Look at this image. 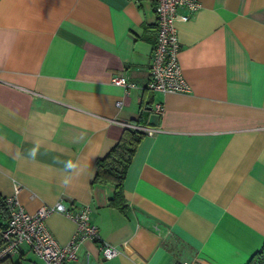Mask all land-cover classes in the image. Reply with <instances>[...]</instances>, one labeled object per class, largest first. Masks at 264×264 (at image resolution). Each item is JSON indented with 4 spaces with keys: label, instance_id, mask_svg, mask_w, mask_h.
Masks as SVG:
<instances>
[{
    "label": "crops",
    "instance_id": "1",
    "mask_svg": "<svg viewBox=\"0 0 264 264\" xmlns=\"http://www.w3.org/2000/svg\"><path fill=\"white\" fill-rule=\"evenodd\" d=\"M196 1L176 22L189 90L163 93L146 88L155 0H0V193L19 185L29 212L90 206L120 249L108 260L87 240L70 264H246L264 244V0ZM125 122L157 131L121 210L112 185L91 182ZM46 225L61 243L76 231L58 212ZM29 252L40 263L27 245L12 259Z\"/></svg>",
    "mask_w": 264,
    "mask_h": 264
},
{
    "label": "built area",
    "instance_id": "2",
    "mask_svg": "<svg viewBox=\"0 0 264 264\" xmlns=\"http://www.w3.org/2000/svg\"><path fill=\"white\" fill-rule=\"evenodd\" d=\"M157 17V38L151 56L150 78L146 88L150 91L185 93L189 86L183 76L180 65L181 44L179 41L176 22L179 18L178 10L187 8L197 11L200 4L196 0H155ZM181 19L187 20L188 16ZM112 83L124 87L128 93L136 88V83L129 81L125 75L112 78ZM118 107L122 102L118 101ZM155 112L162 114L164 106L155 105ZM124 126L143 130L147 135L156 133V129L148 126H137L129 122ZM20 186H15V193L6 197L9 209L7 227L3 231L4 244L0 248V264L4 260L17 256L22 247L27 245L39 259L37 264H70L77 260L79 247L87 240L100 242L99 248L105 259H113L119 255L120 249L101 239L99 228L91 221L90 206L68 208L62 203V198L54 205H42L35 212L27 211L21 204L18 194ZM54 212L62 213L76 224V231L67 243H61L55 238L46 225L48 216ZM172 264H189L176 261Z\"/></svg>",
    "mask_w": 264,
    "mask_h": 264
},
{
    "label": "trees",
    "instance_id": "3",
    "mask_svg": "<svg viewBox=\"0 0 264 264\" xmlns=\"http://www.w3.org/2000/svg\"><path fill=\"white\" fill-rule=\"evenodd\" d=\"M129 123L141 126L140 123ZM145 136L146 133L143 130L125 126L118 142L104 157L99 158L96 162V174L91 184H110L113 186V195L109 200L112 207L124 209V181L137 149ZM8 217L9 209L6 197L0 193V248L4 244L2 234L7 227ZM2 264L22 263L9 258L4 260ZM246 264H264V244Z\"/></svg>",
    "mask_w": 264,
    "mask_h": 264
},
{
    "label": "rangeland",
    "instance_id": "4",
    "mask_svg": "<svg viewBox=\"0 0 264 264\" xmlns=\"http://www.w3.org/2000/svg\"><path fill=\"white\" fill-rule=\"evenodd\" d=\"M28 255L32 256V259L31 258L30 259H26L23 263L29 264L30 261L33 260V254H32V252L31 253L29 252Z\"/></svg>",
    "mask_w": 264,
    "mask_h": 264
}]
</instances>
